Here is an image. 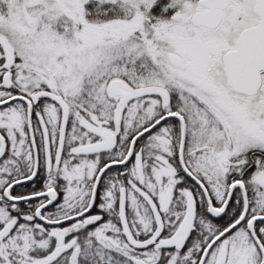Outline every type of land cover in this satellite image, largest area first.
I'll list each match as a JSON object with an SVG mask.
<instances>
[{
    "label": "snow or ice",
    "instance_id": "obj_1",
    "mask_svg": "<svg viewBox=\"0 0 264 264\" xmlns=\"http://www.w3.org/2000/svg\"><path fill=\"white\" fill-rule=\"evenodd\" d=\"M0 264H264V0H0Z\"/></svg>",
    "mask_w": 264,
    "mask_h": 264
}]
</instances>
